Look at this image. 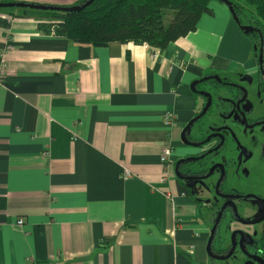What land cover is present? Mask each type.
<instances>
[{
	"label": "crops",
	"instance_id": "1",
	"mask_svg": "<svg viewBox=\"0 0 264 264\" xmlns=\"http://www.w3.org/2000/svg\"><path fill=\"white\" fill-rule=\"evenodd\" d=\"M208 5L213 15L163 51L80 45L43 33L28 9L0 8V264L222 262L207 252L213 203L175 166L199 151L181 141L205 102L192 84L253 86L261 71L229 7Z\"/></svg>",
	"mask_w": 264,
	"mask_h": 264
},
{
	"label": "trees",
	"instance_id": "2",
	"mask_svg": "<svg viewBox=\"0 0 264 264\" xmlns=\"http://www.w3.org/2000/svg\"><path fill=\"white\" fill-rule=\"evenodd\" d=\"M87 1L78 0L69 6L47 5L70 9L66 11L28 9L26 13L47 21L40 25L46 35L66 37L77 44L93 47H103L113 42L123 45L135 43L147 45L155 51H163L171 43L194 32L204 14L213 15L208 5L213 0H95L83 10H71ZM229 1L241 25L245 26L248 19L256 28L254 31H244L246 36L252 38L255 45L256 41L260 43V34L264 37V0ZM248 6L253 10L247 12ZM254 52L258 57V50ZM214 84L219 85L217 81L205 82L199 90H204L202 85ZM259 237L257 250L264 262V224ZM215 239L211 251L216 255L226 254L228 248H224V240L220 237Z\"/></svg>",
	"mask_w": 264,
	"mask_h": 264
},
{
	"label": "flooded vegetation",
	"instance_id": "3",
	"mask_svg": "<svg viewBox=\"0 0 264 264\" xmlns=\"http://www.w3.org/2000/svg\"><path fill=\"white\" fill-rule=\"evenodd\" d=\"M212 81H216V80H212ZM227 82H229V81H227ZM231 83H233V82H231ZM259 83H260V89H262L264 92L263 78L260 79ZM218 88H220V89L226 88V90H228L229 92L236 91L235 92V93H237V95L235 96L237 99L236 102L240 101L244 96V94L240 90H237L233 87L229 88V86H224L222 84L220 85V83H219V85L214 84L213 86H211V90L213 89L214 91ZM200 91H206L209 93L211 92L210 90H200ZM206 101L208 103L207 97L205 99V102ZM205 102H203V104L205 105L203 107V109L207 106V104ZM236 102H235V109H234L235 110V114H234L235 117L233 118V120H234L233 124H234V126L239 127L242 130H244L245 135L242 138H238V140L236 141V143L239 144V147L235 146V149H237L238 152L243 154L242 155V157H243L242 162H240L238 164L239 165L238 167L240 170L239 171L237 170L236 171L237 175H235L237 177V180H239L238 181V183H239L238 187L235 189H232V188L223 189L224 188V182H223L222 187L220 188L221 192L226 194V195L240 196L239 198H235V199L219 198L221 205L218 206V212L221 209V207L228 202H233L234 205L236 206V209H237V211L235 212L234 206H232L230 204L227 207V209L224 213V218L221 222V225H222L224 219H226L228 216H230L231 223L235 225V226L233 225L234 228H231V230L229 232V238H228L229 239V245L226 246L225 240H224V248L225 249L228 248V250H226L227 251L226 254H224V255H227L230 252L229 250L232 249V244H233L232 238H233V240L235 241V244H236V249L234 251L236 252V251H238V249L242 251L241 254L243 255V262H242L243 264H246V263L247 264H261L257 260L249 258V256H247V255L251 254V255H254L255 257L261 256L260 251L257 250V248H256L257 251H255V252H253L250 249H251V246L253 245V243L255 242V239H257L261 235L262 230H263V224H264V219H263L264 218V189L262 188L263 187V177L258 176L259 173L257 172V169L259 167L257 166V168H256L254 166V164H252V161L256 160L258 163L257 165H261V164H263V162L261 163L260 160H264L263 159L264 158V124L259 125V126H253V125H256L257 123L264 122V105H262L261 103L258 104L259 102L258 103L254 102V104L250 103L249 105L246 106L247 102L245 101V103L241 106V110H242L244 116L248 120V126H246L243 122V116L239 115L237 110H236ZM211 109H212V107H211ZM210 110H209V112H210ZM254 113H256V114L259 113V115H256ZM254 115H256V116H254ZM230 128H231L232 133L234 135H236L234 128L233 127H230ZM214 134H222V133L215 132ZM214 134H212V135L214 136ZM222 135L225 137L226 141H225L224 146L220 150L225 148V150L227 152V150L229 148V140H227V138H228L227 136H225L224 134H222ZM220 139H221L220 137H215L214 140L212 139L209 143H207V144H205L199 148L196 147L197 150H199V151L196 152V154H193L192 157H201L206 152H208L209 150L216 148L219 144H221L222 140H220ZM241 139H244L245 143H243L241 141ZM195 142H197V141H195ZM239 148H241V149H239ZM259 151L261 153L260 156L258 155ZM200 163H201V161H200ZM185 168H186L185 166H180V172L186 173L187 171H185L186 170ZM207 172L205 171L202 174H200V172H199V174L202 175V177H203V175H206ZM220 173H221L220 169H217L215 171V174H218V178L220 176ZM228 175H229V171H228V168L226 166V176L228 177ZM226 176H224V177L226 178ZM224 181H225V179H224ZM244 201H247L248 203L243 204ZM257 226L258 227L260 226V228L257 229L256 228ZM218 237H220V239H223V238H221L222 236H221V234H219V232H218L217 238ZM241 241L243 242V248H244L243 250L240 247Z\"/></svg>",
	"mask_w": 264,
	"mask_h": 264
},
{
	"label": "rangeland",
	"instance_id": "4",
	"mask_svg": "<svg viewBox=\"0 0 264 264\" xmlns=\"http://www.w3.org/2000/svg\"><path fill=\"white\" fill-rule=\"evenodd\" d=\"M241 2H245V0H239ZM13 3V2H10ZM43 5V4H41ZM56 6V5H55ZM250 10H253V7L248 6L247 12H250ZM249 13H247L246 16H248ZM246 25L245 26H252L251 23L252 21H248V19L245 21ZM257 45L259 46L260 43L259 41H256ZM245 85V90L248 92V99L246 106L249 105L250 103L254 104V102H259L258 104L264 105V92L262 89H260V83H256L253 86L249 85L246 83ZM202 89L204 90H210V94L213 97V105L212 109L210 112L205 115V117L200 120L199 123L195 124L193 127H191L188 131V133L192 136V141H197L198 143L204 142L203 140L206 139L208 136L214 134L215 132H220L227 136V140H229V148L226 152L225 148L219 151L214 152V154L208 156V158L204 161L201 162L200 164H191V167L194 171H199L200 174L204 173L205 171L207 172L209 168L215 165V163H222L227 166L229 175L228 177L226 176L225 181H224V188L223 189H228L232 188L235 189L238 187V181L237 177L235 175L236 171L240 170L239 169V163L242 162V155L240 152H238L237 149H235V146L239 147V144L236 143L238 138H242L245 135V131L242 130L239 127L234 126L233 124V118L235 117V102H236V95L237 93L234 92H229L226 90V88L223 89H216L215 91L212 89L210 85H202ZM207 103V101L205 102ZM205 106V105H204ZM256 114V113H254ZM256 115H259L257 113ZM254 115V116H256ZM234 128V131L236 135H234L231 131L230 127ZM240 140V139H239ZM243 143H245L244 139H241ZM241 149V148H239ZM260 151L258 152V155L260 156ZM264 159V158H263ZM206 162V163H205ZM260 162L263 164L257 165V161H252V164L257 168V172L259 173V177H263V189H264V160H260ZM239 179V178H238ZM218 180V174H214L212 177H209V179L203 180V181H196V182H191L190 183V191L194 194V196L197 197L198 190H201L202 192H205L207 196L200 197V199L209 203H213V205H209L210 212L216 211L218 213V209L216 208L221 205V202L219 201V197L216 195V192L214 189H216V184ZM209 194V196H208ZM214 203L216 204V208L214 206ZM248 203L247 201H244L243 204ZM207 211V209H206ZM217 214H214V220L216 218ZM210 227L213 228L212 226L214 225V221L210 219ZM234 224L231 223L230 216H228L226 219H224L222 225L219 227V234H221V238L225 240V245H229V232L231 228H234ZM257 229L260 228V226L256 227ZM255 229V228H254ZM259 246V237L255 239V242L251 246V249L253 252L257 251L256 248ZM241 250L238 249L233 256L229 259L222 260L219 264H243V255L241 254ZM218 264V263H217Z\"/></svg>",
	"mask_w": 264,
	"mask_h": 264
},
{
	"label": "water",
	"instance_id": "5",
	"mask_svg": "<svg viewBox=\"0 0 264 264\" xmlns=\"http://www.w3.org/2000/svg\"><path fill=\"white\" fill-rule=\"evenodd\" d=\"M95 0H89L87 1L85 4H83L82 6L78 7V8H71V10H83L85 9L86 7L90 6ZM218 1H221L223 2V4H226L231 13H232V16H234V20L237 22V24L240 26L239 28H241L243 31H254L256 30V28H253L252 26H242L240 21H239V18L238 16H236V13H235V10L232 6V4H230L231 2L229 0H218ZM14 7H20V8H25V9H32V10H38V11H60V10H70V9H63V8H58V7H53V6H47V5H41V4H32V3H25V2H19V3H0V8H14ZM257 31L260 33V30L257 29ZM263 35L260 34V45L259 46H255V49L258 50L259 52V55H258V59H259V65H260V71H261V76L263 78V81H264V39H263ZM216 80L218 81L220 84L224 85V86H229V87H233L237 90H240L244 96L243 98L240 100V101H237L236 102V110L238 112L239 115H242L243 116V122L246 126H248V120L247 118L244 116L242 110H241V106L245 103V101H247V98H248V92L245 90V87L243 86H240L236 83H231V82H225L224 80H222L221 78H219L218 76H208L206 78H203V80L201 81H198V82H194L192 84V88H193V92H196L198 95L200 96H203V97H207L208 98V103L207 106L198 114L195 116V118L189 123L187 124V126L185 128H183V132H182V142H184L186 145H189V146H194V147H201L207 143H209L212 139L214 140L215 137H220L222 140L221 141V144H219L216 148L214 149H211L209 150L208 152H206L203 156L201 157H192V156H189V157H186V158H182L181 160L178 161V163H176V174H177V177L178 179L184 181V182H187L189 183L188 185H190L191 182H196V181H203V180H206V179H209V177H212L214 174H215V171L217 169H220L221 173H220V176L218 178V181H217V184H216V189L215 192H216V195L219 197V198H231V199H235V198H239L240 196H229V195H226L224 193L221 192V187H222V184L224 182V179L226 176V167L225 165H223L222 163H216L215 165L213 164V166L211 168H209L208 172L206 175H200L199 174V171H194L191 167V164H200V161L201 162H204L208 156L212 155L214 152L216 151H219L225 144V137L222 135V134H214L213 135H210L208 136L207 139L204 140V142L201 141V143H198V142H193L191 141L192 139V136L189 135L188 131L191 127H193L195 124H197L202 118L205 117V115L208 114L209 110L211 109L212 107V102H213V98H212V95L209 93V92H206V91H199L197 90V85L200 84V83H205V82H208L210 80ZM264 122H260V123H257L256 125H253V126H259V125H263ZM188 136L190 137V139H188ZM206 163V162H205ZM180 166H185L186 170L187 171L186 173L185 172H180ZM190 187V186H189ZM232 205L234 206V211L236 212L237 209H236V206L234 205L233 202H228L226 204H224L221 209L219 210V212L217 213V217L214 221V225L212 226L213 228L211 229V232H210V237L208 238V250L207 252H209V254L215 258V259H220V260H226V259H229L233 256V254L235 253V249H236V244H235V241L233 240L232 238V249L229 250L230 252L227 254V255H216L214 254L211 250H212V247H213V244H214V241L216 240L215 238H217L218 236V230H219V225H221V222L224 218V213L227 209V207L229 205ZM218 209V207H217ZM264 219V218H263ZM240 247L241 249L243 250V242L241 241L240 243ZM248 254V253H247ZM249 256V258L251 259H255L257 260L258 262H260L261 264H264L263 262V258L261 256H254V255H247ZM247 264V263H246Z\"/></svg>",
	"mask_w": 264,
	"mask_h": 264
},
{
	"label": "built area",
	"instance_id": "6",
	"mask_svg": "<svg viewBox=\"0 0 264 264\" xmlns=\"http://www.w3.org/2000/svg\"><path fill=\"white\" fill-rule=\"evenodd\" d=\"M158 55H160V54L158 52H156V53H154L153 56L158 57ZM6 69H7V64L4 61L0 60V82L3 81L4 77L6 76ZM165 118H166L167 124H172L175 120V116L173 113L168 114L167 116H165ZM172 152H173V150L171 147L168 146V147L164 148V152H163V154H161L162 155V157H161L162 163H164V164L165 163L166 164H172L173 163V161L171 160V156H172L171 153ZM126 176H129V174L126 173ZM23 224H24V220L20 219L18 221V225H23Z\"/></svg>",
	"mask_w": 264,
	"mask_h": 264
}]
</instances>
